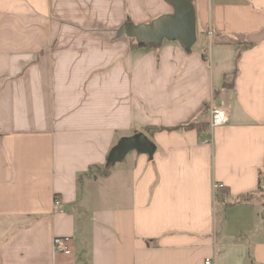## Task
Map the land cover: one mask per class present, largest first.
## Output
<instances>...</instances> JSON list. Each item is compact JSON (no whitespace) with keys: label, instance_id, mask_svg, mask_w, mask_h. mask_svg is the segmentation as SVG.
<instances>
[{"label":"crops","instance_id":"crops-1","mask_svg":"<svg viewBox=\"0 0 264 264\" xmlns=\"http://www.w3.org/2000/svg\"><path fill=\"white\" fill-rule=\"evenodd\" d=\"M191 1L187 52L116 36L166 0H0V264H264V0Z\"/></svg>","mask_w":264,"mask_h":264},{"label":"water","instance_id":"water-1","mask_svg":"<svg viewBox=\"0 0 264 264\" xmlns=\"http://www.w3.org/2000/svg\"><path fill=\"white\" fill-rule=\"evenodd\" d=\"M166 1L172 5V13L161 15L149 23H124L117 30L116 36L127 35L135 38L137 42L155 45L161 44L164 39L177 40L184 45L187 52H190L197 40L195 6L191 0ZM132 150L152 158L156 147L144 133H136L120 141L110 156L109 162L121 159Z\"/></svg>","mask_w":264,"mask_h":264},{"label":"built area","instance_id":"built-area-1","mask_svg":"<svg viewBox=\"0 0 264 264\" xmlns=\"http://www.w3.org/2000/svg\"><path fill=\"white\" fill-rule=\"evenodd\" d=\"M211 127H218L225 125L230 119V111L218 106H211ZM206 143H210L211 140L208 138L205 140ZM223 185L215 184V188H222ZM55 203L58 206L60 201L55 199ZM71 243L72 238L69 236H57L53 239V250L55 253H70L71 252ZM205 264H216L213 258H206L204 261Z\"/></svg>","mask_w":264,"mask_h":264},{"label":"trees","instance_id":"trees-1","mask_svg":"<svg viewBox=\"0 0 264 264\" xmlns=\"http://www.w3.org/2000/svg\"><path fill=\"white\" fill-rule=\"evenodd\" d=\"M131 42H132V44H133V46L134 45H137V46H147V47H154V46H156L155 44H149V43H146V42H137L136 41V39L135 38H131ZM202 125H203V127H205V128H208L210 125L209 124H202V123H190V124H188V125H185L184 127L185 128H189V127H197L199 130H201L202 129ZM112 166V163H107L106 164V168L108 169L104 174H108V172H109V169H110V167ZM260 190L261 191H263L264 192V175L263 174H261V176H260ZM224 193H226V190L224 191L223 189L221 190V194H224ZM222 196V195H221ZM247 200H249V197H248V195L247 196H243L242 198H241V201H247Z\"/></svg>","mask_w":264,"mask_h":264},{"label":"rangeland","instance_id":"rangeland-1","mask_svg":"<svg viewBox=\"0 0 264 264\" xmlns=\"http://www.w3.org/2000/svg\"><path fill=\"white\" fill-rule=\"evenodd\" d=\"M210 115H211V114H210ZM210 128H211V124H210ZM107 170H108L107 168L94 169V170L91 171V173H93V174H94V173H97V174H100V173L102 174V173H103V174H104Z\"/></svg>","mask_w":264,"mask_h":264}]
</instances>
